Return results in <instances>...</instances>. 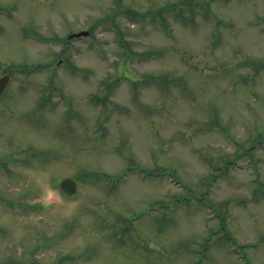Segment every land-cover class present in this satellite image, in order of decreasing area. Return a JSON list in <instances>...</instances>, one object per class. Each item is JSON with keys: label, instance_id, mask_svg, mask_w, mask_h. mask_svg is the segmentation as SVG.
<instances>
[{"label": "rangeland", "instance_id": "1", "mask_svg": "<svg viewBox=\"0 0 264 264\" xmlns=\"http://www.w3.org/2000/svg\"><path fill=\"white\" fill-rule=\"evenodd\" d=\"M5 74L0 264H264V0H0Z\"/></svg>", "mask_w": 264, "mask_h": 264}, {"label": "clouds", "instance_id": "2", "mask_svg": "<svg viewBox=\"0 0 264 264\" xmlns=\"http://www.w3.org/2000/svg\"><path fill=\"white\" fill-rule=\"evenodd\" d=\"M37 184L40 188L39 202L44 207H49L53 204L55 205H63L64 200L61 194V190L57 188H53L50 183V177L47 173H39L36 176Z\"/></svg>", "mask_w": 264, "mask_h": 264}, {"label": "water", "instance_id": "3", "mask_svg": "<svg viewBox=\"0 0 264 264\" xmlns=\"http://www.w3.org/2000/svg\"><path fill=\"white\" fill-rule=\"evenodd\" d=\"M83 33H87L84 31ZM10 79V76L8 74L2 76L0 78V93L4 91L6 88L8 81ZM60 187L64 189L68 194H73L75 193V190H77V184L72 178H64L60 182Z\"/></svg>", "mask_w": 264, "mask_h": 264}, {"label": "flooded vegetation", "instance_id": "4", "mask_svg": "<svg viewBox=\"0 0 264 264\" xmlns=\"http://www.w3.org/2000/svg\"><path fill=\"white\" fill-rule=\"evenodd\" d=\"M11 162H12V161H11ZM10 174H11V176H12V174H13V173H12V164H11V171H10Z\"/></svg>", "mask_w": 264, "mask_h": 264}]
</instances>
